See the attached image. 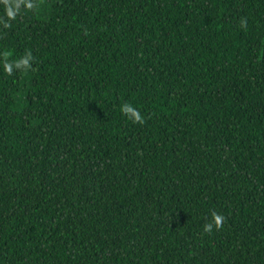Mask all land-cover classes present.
<instances>
[{
  "label": "trees",
  "instance_id": "trees-1",
  "mask_svg": "<svg viewBox=\"0 0 264 264\" xmlns=\"http://www.w3.org/2000/svg\"><path fill=\"white\" fill-rule=\"evenodd\" d=\"M24 2L0 0V264H264V0Z\"/></svg>",
  "mask_w": 264,
  "mask_h": 264
},
{
  "label": "clouds",
  "instance_id": "clouds-1",
  "mask_svg": "<svg viewBox=\"0 0 264 264\" xmlns=\"http://www.w3.org/2000/svg\"><path fill=\"white\" fill-rule=\"evenodd\" d=\"M24 7L26 10L32 9L33 4L30 2H27V0H25ZM19 9H20V4H16L14 6V8H8L7 9V16L9 17V19H15L16 15L19 13ZM241 25L242 26L244 25V21H241ZM9 55H10V53H4L5 60H7ZM31 60H32V56L29 53L22 61H19L16 63V67H20L22 64L26 68H30V61ZM11 67H12L11 65L6 64L5 70L10 73ZM120 111H121L122 115L131 119L133 123H140V124L144 123V118H143L141 112L137 108H134L131 104H127V103L123 104L121 106ZM223 220H224L223 216L218 215L216 213H212V221L210 223H208L207 225H205V231L211 232L213 230V225H215V227L217 229H219L222 225Z\"/></svg>",
  "mask_w": 264,
  "mask_h": 264
}]
</instances>
